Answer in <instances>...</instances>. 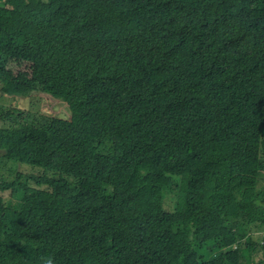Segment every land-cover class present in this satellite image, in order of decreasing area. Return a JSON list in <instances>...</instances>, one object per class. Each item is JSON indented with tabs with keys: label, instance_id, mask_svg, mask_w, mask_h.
Masks as SVG:
<instances>
[{
	"label": "trees",
	"instance_id": "16d2710c",
	"mask_svg": "<svg viewBox=\"0 0 264 264\" xmlns=\"http://www.w3.org/2000/svg\"><path fill=\"white\" fill-rule=\"evenodd\" d=\"M0 88V264H264V0H0Z\"/></svg>",
	"mask_w": 264,
	"mask_h": 264
},
{
	"label": "rangeland",
	"instance_id": "374dc122",
	"mask_svg": "<svg viewBox=\"0 0 264 264\" xmlns=\"http://www.w3.org/2000/svg\"><path fill=\"white\" fill-rule=\"evenodd\" d=\"M15 73L24 77L26 74H29L27 69H16ZM50 71L43 70L41 68H36L33 72V76L40 79L41 81L47 80L50 78ZM0 107H12L21 110L29 111L30 113H45L46 115H50L53 117L59 118H69V110H67L66 105L61 101L55 98H52L47 93L41 92H33L27 98L16 97V96H9L3 92L0 88ZM9 167H17L16 164L10 163ZM20 169L18 170L19 173L27 176V178L31 176H35L37 173L36 170H41L39 168H35L28 166H18ZM7 169V167H6ZM6 169L0 166V180L1 178L8 177ZM260 186L264 187V179L260 182ZM4 200L9 199L8 194L3 195Z\"/></svg>",
	"mask_w": 264,
	"mask_h": 264
}]
</instances>
